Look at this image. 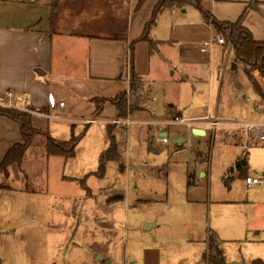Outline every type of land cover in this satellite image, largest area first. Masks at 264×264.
<instances>
[{"label": "rangeland", "instance_id": "1", "mask_svg": "<svg viewBox=\"0 0 264 264\" xmlns=\"http://www.w3.org/2000/svg\"><path fill=\"white\" fill-rule=\"evenodd\" d=\"M166 15L169 25L171 16ZM201 40L198 33L188 38L193 46ZM222 46V60V47L213 46V101L207 113L206 82L201 80L207 79L208 69L201 63L192 69L194 78L186 86L167 84L164 77L153 83L145 112L128 118L172 120L171 105L178 103L189 109L184 116L190 120H264L255 111L258 102L264 111V97L261 102L240 64L232 69L229 46ZM254 77L264 93V77L255 71ZM65 114L77 120L35 119L52 138L80 136L72 157L47 156L46 135L40 133L21 167L11 166L7 176L0 175V264H101L99 256L108 264H148L145 250L158 253V264H207L209 239L228 264L264 262V186L247 187L243 176L234 175L236 169L235 177L226 180L233 159L245 148L247 175L264 177V146L245 143L241 127L201 123L196 126L207 132L206 138L188 144L182 129L186 126H172L181 129L167 131L168 143L159 144L154 136L165 125H152L146 132L147 124L132 123L126 126L127 157L123 153V159L109 161L98 176L99 158L108 145L106 124L92 121L87 111ZM193 115L197 118H189ZM103 116H113L109 106ZM83 118L91 121L80 122ZM171 135L186 138L184 148L175 151ZM144 137L155 151L147 150ZM144 222L154 225L144 229ZM255 227L261 228L258 235Z\"/></svg>", "mask_w": 264, "mask_h": 264}, {"label": "crops", "instance_id": "2", "mask_svg": "<svg viewBox=\"0 0 264 264\" xmlns=\"http://www.w3.org/2000/svg\"><path fill=\"white\" fill-rule=\"evenodd\" d=\"M50 2L51 0H0V102L10 104L14 107L12 109L30 108L32 113H29L32 115L31 121L35 128L41 131L44 129L40 126L39 119L35 117L46 122H71L77 119L66 116L65 112L77 110H82L85 114L87 111L91 116L93 105L89 100L92 97L110 98L124 90L128 91L131 65L144 82L145 104L147 98L152 95V84L160 83L162 77L167 84L186 86V81L194 78L192 69L201 63L206 64L207 79L201 81L206 82L205 110L206 113L209 111L213 101V85L210 79V71L214 67L211 61L213 46L219 44L222 47L220 60L223 59L224 51L221 43L212 41L209 45V41L214 39L212 29L203 21L201 13L196 8L188 6L161 12L151 29V36L157 41L156 50L150 54L148 43L138 41L133 47L130 63L129 46L141 35L156 0H146L138 10H134L136 0H61L53 34L50 33ZM202 6L220 21H239L251 32L255 40L264 41V0H202ZM166 11L169 12L166 16H171L169 25L167 17H163ZM194 33H198L202 39L196 46L188 41ZM231 61L232 69H235L238 64L232 59ZM37 70L43 74L39 75ZM161 70L164 71L163 76L157 74ZM8 93H11V97ZM50 98L56 102L62 101L63 107L54 109L48 106L47 101ZM258 103L255 105V111L264 116V111L260 110ZM144 104L142 110L128 114L127 118L133 115L141 116L145 112ZM108 106L113 116L105 118L103 113ZM171 107L174 108V119H187L184 114L189 109L181 108L178 103L172 104ZM36 113L50 114L57 119H47ZM101 116L105 119L91 120L108 124L116 119V111L111 104L106 103L99 117ZM189 118L195 119L197 116ZM80 120L91 121L86 118ZM132 121L147 124L146 132L152 123L165 125V129L159 133L165 134L162 136H166L168 141L167 131L176 132L181 129H169L172 126H186L182 129L187 132L188 144L192 141L200 143L207 135L202 129L204 136L194 138L197 135H193L191 129H201L196 125L162 123L171 120L152 123ZM45 129L48 130V126ZM240 129L239 134L245 141L244 130ZM125 134L127 135L126 126L116 134V140L119 141L120 138L122 140L120 159H123V153L127 157L128 141ZM147 138H143L147 150L155 151L152 143L151 149L148 148ZM179 138L183 139L171 135L170 143L174 144L172 146L175 151L185 146L186 138L183 139V146L173 142ZM19 140V125L0 116V162L8 149ZM244 150L247 149L240 151L233 159L232 165L241 160V153ZM247 155L248 150L244 162L241 161L245 166ZM247 176L249 177L245 171L244 179ZM246 186L254 187L247 184ZM146 224H150L148 228L154 225L152 222H144L143 225ZM260 229L253 228L254 234L258 235ZM144 253L148 264H158L156 251L145 250Z\"/></svg>", "mask_w": 264, "mask_h": 264}, {"label": "trees", "instance_id": "3", "mask_svg": "<svg viewBox=\"0 0 264 264\" xmlns=\"http://www.w3.org/2000/svg\"><path fill=\"white\" fill-rule=\"evenodd\" d=\"M61 0H51L50 2V33L53 34L56 28V18L58 16L59 6ZM146 0H136L134 10H138ZM194 7L202 15L203 21L208 24L213 32V38L222 37L226 47L229 46L232 60L236 64L242 66L243 72L246 75L253 90L258 94L261 102H263L264 93L261 90L259 83L254 77V71L260 76L264 77V41L255 40L251 32L243 26L239 21H220L216 19L209 11L202 6V0H156L152 9L149 20L145 23L143 31L137 40L133 41L130 46V63H132L133 47L138 41H145L149 46V53L156 50L157 41L151 36V29L156 22L158 15L166 9H183L185 7ZM224 44V43H223ZM226 49V48H225ZM144 82L142 78L133 70L132 65L129 68L128 91L124 90L114 97H92L89 102L93 105L91 113L92 120H95L101 115L104 105L111 104L116 111V119L126 118L128 114L143 109L145 94ZM30 109V108H26ZM0 116L16 122L19 125L20 140L14 143L6 152L2 161L0 162V175H8V170L11 166L21 167L27 148L32 144L33 139L40 133L46 135V155L47 156H62L70 158L74 155L76 144L80 136L71 135L68 140H56L51 138L48 134L35 128L32 125V115L28 111H20L8 107L0 106ZM123 126L116 124H106V138L108 145L101 153L99 158L98 176L104 174L105 166L109 161H116L120 159L118 152V144L116 140L117 128L121 130ZM148 148L151 149V140L147 138ZM244 153V154H243ZM243 157L238 160L235 165L229 168V175L226 180L233 179L234 175L243 176L245 172L244 164L241 161L245 160L244 156L247 150L242 152ZM244 162V161H243ZM190 184V182H189ZM75 206L72 207V213L75 214ZM207 264H228L224 260L217 248L213 239H209L208 251L205 255ZM252 264H264L261 260H254Z\"/></svg>", "mask_w": 264, "mask_h": 264}, {"label": "built area", "instance_id": "4", "mask_svg": "<svg viewBox=\"0 0 264 264\" xmlns=\"http://www.w3.org/2000/svg\"><path fill=\"white\" fill-rule=\"evenodd\" d=\"M212 41H215L217 43H224V40L222 37L218 36L214 38L213 40L209 41V45H211ZM8 96L11 97V93H8ZM48 106L55 108H61L63 107L62 101H54L53 99H48L47 101ZM0 106H6L8 108H14L11 107L10 104L5 105L3 102H0ZM18 109V108H17ZM22 111H28L32 113V111L26 109V108H19ZM39 116H42L47 119H57V117L50 115V114H43V113H36ZM205 121V122H203ZM111 124H116L119 126H128L130 123H133L132 120L129 118H122V119H114L110 121ZM152 123V122H149ZM163 124H180V125H199L201 123L209 124L212 126L217 125H236L241 127L244 130L245 133V142L249 143L250 145H257V144H264V121H254V122H234V123H221L216 120L214 117L212 120H187L183 118H176L171 121L162 122ZM153 125L156 123H152ZM154 140L156 143H167L168 139L166 136H162L160 133H156L154 136ZM245 183L248 186H260L264 184V178L259 177H245Z\"/></svg>", "mask_w": 264, "mask_h": 264}, {"label": "water", "instance_id": "5", "mask_svg": "<svg viewBox=\"0 0 264 264\" xmlns=\"http://www.w3.org/2000/svg\"><path fill=\"white\" fill-rule=\"evenodd\" d=\"M37 73L39 75H42L43 74L42 71H40V70H37ZM191 133L193 135H197V136H204V134H205L204 131L202 129H199V128H193V129H191ZM162 135H165V134H162ZM173 142L176 143V145L180 146L182 144V142H183V139H180V138L179 139H175ZM149 226H150V224H146L144 226V228H148ZM98 261L101 264H108V261H103L102 260V256H99Z\"/></svg>", "mask_w": 264, "mask_h": 264}]
</instances>
